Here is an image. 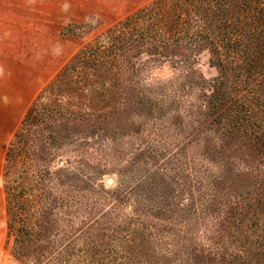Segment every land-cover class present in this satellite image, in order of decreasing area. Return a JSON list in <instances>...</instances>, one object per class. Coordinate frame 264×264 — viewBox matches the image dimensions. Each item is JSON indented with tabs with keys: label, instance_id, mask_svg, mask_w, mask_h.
I'll use <instances>...</instances> for the list:
<instances>
[{
	"label": "rangeland",
	"instance_id": "rangeland-1",
	"mask_svg": "<svg viewBox=\"0 0 264 264\" xmlns=\"http://www.w3.org/2000/svg\"><path fill=\"white\" fill-rule=\"evenodd\" d=\"M152 1L0 0V20L34 21L28 26L30 48L19 57H0V70H8L0 71V264H24L12 255L4 168L6 148L27 110L86 42ZM65 26L71 36L60 39ZM13 27L12 36H18ZM34 40H46V46L51 40L54 48L35 49ZM216 76L206 52L192 71L152 64L117 110L51 124L58 134L53 195L67 214L65 221L57 212L64 228L54 236V264L63 260L61 252L83 243L69 241L72 224L85 230L101 260L220 264L202 248L212 247L221 202L247 180L241 176L242 153L217 137L203 112L204 94Z\"/></svg>",
	"mask_w": 264,
	"mask_h": 264
},
{
	"label": "trees",
	"instance_id": "trees-1",
	"mask_svg": "<svg viewBox=\"0 0 264 264\" xmlns=\"http://www.w3.org/2000/svg\"><path fill=\"white\" fill-rule=\"evenodd\" d=\"M205 52L217 76L204 94L203 112L217 137L242 153L247 183L221 202L212 247L202 251L220 264H264V0H154L86 42L61 68L6 148L7 228L15 260L54 264V236L64 228L53 195L58 134L51 124L103 118L150 65L192 71ZM73 228L69 241L83 243L74 252L59 250L63 260L57 264H120L98 259L85 230Z\"/></svg>",
	"mask_w": 264,
	"mask_h": 264
},
{
	"label": "crops",
	"instance_id": "crops-1",
	"mask_svg": "<svg viewBox=\"0 0 264 264\" xmlns=\"http://www.w3.org/2000/svg\"><path fill=\"white\" fill-rule=\"evenodd\" d=\"M33 23H34V21L32 22L30 20H0V57L5 58V57L13 56V55L19 57L22 55L23 50H28V48H30V38L28 37V32H29L28 26L30 24H33ZM35 23H37V20ZM13 26H15V30L19 33L18 36H15V37L12 36L13 31H14ZM67 29H68V26H65L62 29L60 36H59L60 39H62L61 38L62 35L63 36H71V35H65ZM72 37H74V36L72 35ZM34 42H35V45L33 46V48H35V49L52 50L54 48V45H53L51 40L48 41L47 46L45 45L46 40H43L40 42L34 40ZM37 42H39V43H37ZM72 43H73L72 45L74 46L75 43L74 42H72ZM14 48L17 51L16 53H13ZM0 71L6 72L8 70L3 68Z\"/></svg>",
	"mask_w": 264,
	"mask_h": 264
},
{
	"label": "water",
	"instance_id": "water-1",
	"mask_svg": "<svg viewBox=\"0 0 264 264\" xmlns=\"http://www.w3.org/2000/svg\"><path fill=\"white\" fill-rule=\"evenodd\" d=\"M110 183H112V180H109Z\"/></svg>",
	"mask_w": 264,
	"mask_h": 264
}]
</instances>
